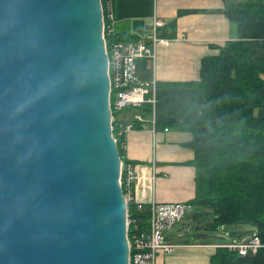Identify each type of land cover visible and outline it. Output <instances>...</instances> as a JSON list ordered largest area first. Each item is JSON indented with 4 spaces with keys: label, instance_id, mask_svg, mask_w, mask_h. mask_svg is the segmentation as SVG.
Returning <instances> with one entry per match:
<instances>
[{
    "label": "water",
    "instance_id": "1",
    "mask_svg": "<svg viewBox=\"0 0 264 264\" xmlns=\"http://www.w3.org/2000/svg\"><path fill=\"white\" fill-rule=\"evenodd\" d=\"M101 0H0V264H129Z\"/></svg>",
    "mask_w": 264,
    "mask_h": 264
},
{
    "label": "crops",
    "instance_id": "2",
    "mask_svg": "<svg viewBox=\"0 0 264 264\" xmlns=\"http://www.w3.org/2000/svg\"><path fill=\"white\" fill-rule=\"evenodd\" d=\"M109 12L112 33L125 40L147 38L154 13L164 20L156 34L169 42L155 45L154 58L137 59L139 77L156 79L154 111L126 108L117 118L136 124L126 134L124 153L146 177L137 181V201L146 204L155 197L159 201L189 203L195 193L193 150L188 145L192 134L177 123L211 118L203 90L190 81L198 77L204 55L238 37V23L225 15L222 0H110ZM153 170L156 178L151 186L148 175ZM234 229L240 237L229 235L223 240L241 239L252 233L247 227ZM174 242L178 244L171 251L157 254L156 264H209L214 249L207 244L210 242Z\"/></svg>",
    "mask_w": 264,
    "mask_h": 264
},
{
    "label": "trees",
    "instance_id": "3",
    "mask_svg": "<svg viewBox=\"0 0 264 264\" xmlns=\"http://www.w3.org/2000/svg\"><path fill=\"white\" fill-rule=\"evenodd\" d=\"M108 1L101 0L104 37L124 39L107 34ZM222 2L225 15L238 23V37L204 55L198 77L190 81L203 90L211 118L177 123L192 134L188 145L193 150L195 193L186 202L211 209L213 217L205 228L239 238L234 228L247 226L261 239L262 245L245 255L215 246L209 264H264V0ZM142 107L150 111L148 103ZM112 125L114 132V120ZM116 141L121 160L132 161L125 156L123 139ZM127 207L134 211L136 204Z\"/></svg>",
    "mask_w": 264,
    "mask_h": 264
},
{
    "label": "built area",
    "instance_id": "4",
    "mask_svg": "<svg viewBox=\"0 0 264 264\" xmlns=\"http://www.w3.org/2000/svg\"><path fill=\"white\" fill-rule=\"evenodd\" d=\"M108 1L106 8L110 18ZM103 9V7H102ZM164 20L154 13L150 23L151 32L147 38L135 40L112 39L105 41L109 74V102L112 111V120L115 121L113 135L115 139H123L121 145L125 146V137L128 131L136 128L134 121H121L117 114L126 108H139L148 103L150 112L155 108V84L156 79H142L137 73V59L147 56L154 58L155 45L157 43L167 44L169 39L158 37L156 28L162 25ZM107 34L112 32L111 25L108 26ZM106 34V35H107ZM154 124V119H152ZM113 127V125H112ZM154 128V127H153ZM167 127H165V130ZM137 171L133 161L123 162L121 160L120 183L127 205L135 203L134 211L128 212L127 207V239L129 245V264H156L157 254L161 251L169 252L178 242L170 241L165 231L181 220L187 211L188 203L183 200L159 201L152 197L148 203L138 202L135 196L137 181L145 179ZM156 173L148 175L152 186ZM144 211L145 215H139ZM223 234H226L224 232ZM205 244V243H204ZM215 246H227L229 249L237 250L239 254H250L260 245L261 239L252 232L249 236L229 240L214 241L207 243Z\"/></svg>",
    "mask_w": 264,
    "mask_h": 264
},
{
    "label": "rangeland",
    "instance_id": "5",
    "mask_svg": "<svg viewBox=\"0 0 264 264\" xmlns=\"http://www.w3.org/2000/svg\"><path fill=\"white\" fill-rule=\"evenodd\" d=\"M258 113L259 111L256 110ZM198 212V213H195ZM213 213L209 207L188 204L187 211L182 219L174 223L165 231L168 240L184 241H214L228 239L229 234H223L220 229L205 228L204 224L210 221ZM242 228L247 226H241ZM198 233L199 235H197Z\"/></svg>",
    "mask_w": 264,
    "mask_h": 264
}]
</instances>
